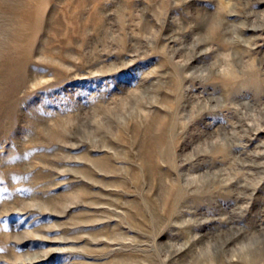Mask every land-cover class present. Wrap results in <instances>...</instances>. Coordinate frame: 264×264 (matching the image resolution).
I'll list each match as a JSON object with an SVG mask.
<instances>
[{
	"label": "rangeland",
	"instance_id": "374dc122",
	"mask_svg": "<svg viewBox=\"0 0 264 264\" xmlns=\"http://www.w3.org/2000/svg\"><path fill=\"white\" fill-rule=\"evenodd\" d=\"M0 264H264V0H0Z\"/></svg>",
	"mask_w": 264,
	"mask_h": 264
},
{
	"label": "bare ground",
	"instance_id": "6f19581e",
	"mask_svg": "<svg viewBox=\"0 0 264 264\" xmlns=\"http://www.w3.org/2000/svg\"><path fill=\"white\" fill-rule=\"evenodd\" d=\"M21 1H22V0H21ZM24 2H25V1H24ZM24 2H23V3H24ZM21 3H22V2H21ZM17 5H18V4H17ZM30 5H31V4H30ZM23 6L25 7V5H23ZM20 7H21V6H20ZM12 8H13V7H12ZM22 8H23V7H22ZM29 8H30V7H29ZM41 8H42V7H41ZM18 9H19V8H18ZM12 10H13V9H12ZM15 10H17V7H16ZM15 10H14V11H15ZM19 10H20V9H19ZM24 10H25V9H24ZM41 10H42V9H41ZM18 12H19V11H18ZM29 13H30V12H29ZM25 16H26V15H25ZM24 19H26V18H24ZM38 21H39V20H38Z\"/></svg>",
	"mask_w": 264,
	"mask_h": 264
}]
</instances>
